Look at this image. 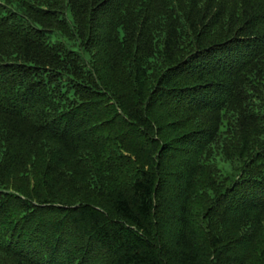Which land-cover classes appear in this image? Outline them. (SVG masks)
I'll list each match as a JSON object with an SVG mask.
<instances>
[{
  "label": "trees",
  "instance_id": "16d2710c",
  "mask_svg": "<svg viewBox=\"0 0 264 264\" xmlns=\"http://www.w3.org/2000/svg\"><path fill=\"white\" fill-rule=\"evenodd\" d=\"M0 264H264V0H0Z\"/></svg>",
  "mask_w": 264,
  "mask_h": 264
}]
</instances>
